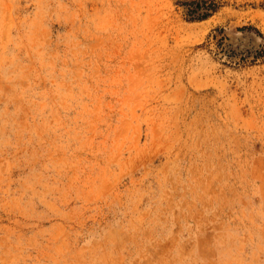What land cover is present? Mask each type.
I'll use <instances>...</instances> for the list:
<instances>
[{"label":"rangeland","instance_id":"obj_1","mask_svg":"<svg viewBox=\"0 0 264 264\" xmlns=\"http://www.w3.org/2000/svg\"><path fill=\"white\" fill-rule=\"evenodd\" d=\"M189 2L0 0V264H264V0Z\"/></svg>","mask_w":264,"mask_h":264},{"label":"trees","instance_id":"obj_2","mask_svg":"<svg viewBox=\"0 0 264 264\" xmlns=\"http://www.w3.org/2000/svg\"><path fill=\"white\" fill-rule=\"evenodd\" d=\"M202 2H205V0H190V2L189 3H193V4H195L194 5V7H193V9H191V12L192 13H196V12H198V10L199 9H203V8H205V10H214V7H211V6H207V7H202L201 6V4L200 3H202ZM207 15V11L206 12H203V13H198L197 14V16H196V18L198 17H204V16H206Z\"/></svg>","mask_w":264,"mask_h":264}]
</instances>
